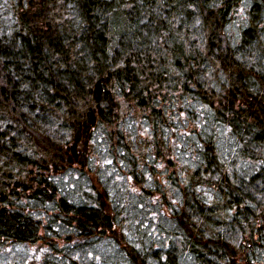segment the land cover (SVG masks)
Segmentation results:
<instances>
[{
    "label": "trees",
    "instance_id": "trees-1",
    "mask_svg": "<svg viewBox=\"0 0 264 264\" xmlns=\"http://www.w3.org/2000/svg\"><path fill=\"white\" fill-rule=\"evenodd\" d=\"M0 264H264V0H0Z\"/></svg>",
    "mask_w": 264,
    "mask_h": 264
},
{
    "label": "rangeland",
    "instance_id": "rangeland-1",
    "mask_svg": "<svg viewBox=\"0 0 264 264\" xmlns=\"http://www.w3.org/2000/svg\"><path fill=\"white\" fill-rule=\"evenodd\" d=\"M160 243H161V242H160V240H159V239H157V240H156V242H155L154 244H155V246H159V245H160Z\"/></svg>",
    "mask_w": 264,
    "mask_h": 264
}]
</instances>
